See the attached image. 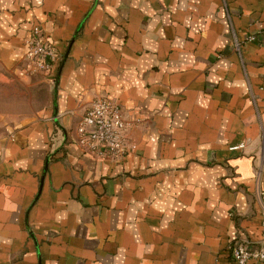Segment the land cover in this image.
<instances>
[{"label": "crops", "instance_id": "crops-1", "mask_svg": "<svg viewBox=\"0 0 264 264\" xmlns=\"http://www.w3.org/2000/svg\"><path fill=\"white\" fill-rule=\"evenodd\" d=\"M33 25L54 72L29 73ZM0 64L46 87L0 143V264H235L258 243L264 0H0ZM98 95L131 122L121 159L76 142Z\"/></svg>", "mask_w": 264, "mask_h": 264}, {"label": "built area", "instance_id": "built-area-1", "mask_svg": "<svg viewBox=\"0 0 264 264\" xmlns=\"http://www.w3.org/2000/svg\"><path fill=\"white\" fill-rule=\"evenodd\" d=\"M248 36L247 40H254ZM24 59L29 71L54 72L60 56L53 42L46 37L39 25H33L24 39ZM131 122L124 116L114 97L95 96L86 108L76 127V142L86 153L104 159H121L134 144L128 140ZM262 234L258 243L242 240L231 247L230 258L235 264L249 261H264V216L261 221Z\"/></svg>", "mask_w": 264, "mask_h": 264}, {"label": "rangeland", "instance_id": "rangeland-1", "mask_svg": "<svg viewBox=\"0 0 264 264\" xmlns=\"http://www.w3.org/2000/svg\"><path fill=\"white\" fill-rule=\"evenodd\" d=\"M45 94L46 87L37 76L22 75L0 64V143L30 119Z\"/></svg>", "mask_w": 264, "mask_h": 264}]
</instances>
